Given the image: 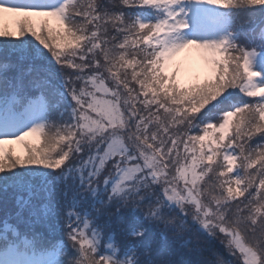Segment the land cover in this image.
I'll return each mask as SVG.
<instances>
[{
  "label": "snow or ice",
  "instance_id": "6c2138e0",
  "mask_svg": "<svg viewBox=\"0 0 264 264\" xmlns=\"http://www.w3.org/2000/svg\"><path fill=\"white\" fill-rule=\"evenodd\" d=\"M0 264H264V0H0Z\"/></svg>",
  "mask_w": 264,
  "mask_h": 264
},
{
  "label": "rangeland",
  "instance_id": "374dc122",
  "mask_svg": "<svg viewBox=\"0 0 264 264\" xmlns=\"http://www.w3.org/2000/svg\"><path fill=\"white\" fill-rule=\"evenodd\" d=\"M26 139L31 141V142H35V138H33V137H27ZM12 147H14L16 149L17 154H19L21 156L24 155V150H23V147L21 145H12ZM221 250L223 251L222 248H221ZM226 258H228L227 255H226Z\"/></svg>",
  "mask_w": 264,
  "mask_h": 264
},
{
  "label": "trees",
  "instance_id": "16d2710c",
  "mask_svg": "<svg viewBox=\"0 0 264 264\" xmlns=\"http://www.w3.org/2000/svg\"><path fill=\"white\" fill-rule=\"evenodd\" d=\"M221 252H223L222 250H221V248L219 247V245H217L216 246ZM225 256H226V254H225Z\"/></svg>",
  "mask_w": 264,
  "mask_h": 264
}]
</instances>
